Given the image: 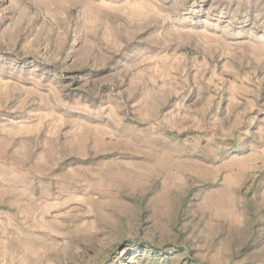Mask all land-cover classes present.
Listing matches in <instances>:
<instances>
[{"label": "rangeland", "instance_id": "374dc122", "mask_svg": "<svg viewBox=\"0 0 264 264\" xmlns=\"http://www.w3.org/2000/svg\"><path fill=\"white\" fill-rule=\"evenodd\" d=\"M0 264H264V0H0Z\"/></svg>", "mask_w": 264, "mask_h": 264}, {"label": "bare ground", "instance_id": "6f19581e", "mask_svg": "<svg viewBox=\"0 0 264 264\" xmlns=\"http://www.w3.org/2000/svg\"><path fill=\"white\" fill-rule=\"evenodd\" d=\"M105 10V9H104ZM99 11V10H98ZM95 21V20H94ZM106 31V30H105ZM42 32V31H41ZM67 34V33H66ZM98 48V47H97Z\"/></svg>", "mask_w": 264, "mask_h": 264}]
</instances>
